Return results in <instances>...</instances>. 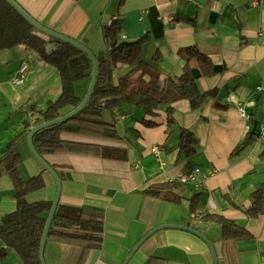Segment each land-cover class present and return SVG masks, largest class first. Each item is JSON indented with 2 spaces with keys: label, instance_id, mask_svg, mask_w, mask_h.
<instances>
[{
  "label": "crops",
  "instance_id": "crops-1",
  "mask_svg": "<svg viewBox=\"0 0 264 264\" xmlns=\"http://www.w3.org/2000/svg\"><path fill=\"white\" fill-rule=\"evenodd\" d=\"M16 1L44 25L84 41L96 55L109 49L104 26L120 19L121 39L144 38L148 59L159 53L160 83L168 75L182 73L185 60L178 53L182 46L197 45L214 70L205 75L198 59L190 60L199 88L209 95L198 108H192L189 99L175 101L172 125L167 124V112L162 108L156 117L158 124L146 126L140 122L143 111L125 103L114 134L105 131V123L86 119L79 132L64 134L66 139L124 149L113 156L65 148L41 154L61 177V204L104 211L100 248L48 239L47 243L53 242L48 264H122L136 243L162 224H189L207 235L219 264H264V212L257 217L246 214L253 203L252 193L264 181V139L256 135L251 144L235 151L251 131L257 133L264 120V0ZM23 61L29 63L28 73L22 84H16L11 79ZM127 70L120 65L114 73L117 76ZM61 90L58 69L35 51L23 44L0 51V158L7 142L24 129L30 110L44 108ZM240 107L248 118L240 115ZM71 109L67 106L61 112ZM103 119L113 122L109 111L104 112ZM181 127L197 138L196 150L190 155L180 151ZM20 150L22 170L29 176L42 174L45 180V187L32 192L29 199L53 200L56 180L31 152L28 135L21 138ZM195 168L202 170L195 180L179 179ZM172 180L187 183L180 202L144 193L148 185ZM194 187L203 191L197 212L190 209ZM13 195L12 179L3 172L0 215L16 209ZM206 212L236 220L253 237L223 239L219 224L202 218ZM10 253L15 263L22 264L11 248L6 258ZM77 256L81 261L74 262ZM127 264L215 261L209 244L199 235L183 228H163L149 236Z\"/></svg>",
  "mask_w": 264,
  "mask_h": 264
},
{
  "label": "trees",
  "instance_id": "trees-1",
  "mask_svg": "<svg viewBox=\"0 0 264 264\" xmlns=\"http://www.w3.org/2000/svg\"><path fill=\"white\" fill-rule=\"evenodd\" d=\"M122 25L120 19H112L104 26V34L109 49L97 54L98 77L93 94L87 105L75 116L45 128L34 134V144L40 154L52 152L58 148L81 152L99 151L103 156H113L116 151L124 149L102 145L95 142L66 139L65 133L79 132L83 121L105 123L107 133H115V123L120 117L123 104H133L140 108L144 115L140 122L146 126L158 124L156 117L162 108L167 112V124L174 122L173 103L179 99H189L192 108H198L209 92H203L196 81L192 58L199 61L205 75L213 74L210 60L197 45L180 47L178 53L185 60L179 76L168 75L159 82L161 69L159 53L149 59L145 57L143 39H121ZM49 40L44 33L30 24L6 0H0V51L19 44L35 51L48 63L55 66L62 80V90L58 97L43 108L34 107L24 122V129L9 140L0 158V175L7 172L14 185L16 209L0 217V239L4 246L0 248V262L8 255V249L17 253L22 264H41L39 249L44 228L52 207V199L30 200L29 195L45 187L42 174L23 176L20 169L23 157L20 150L21 138L26 137L33 126L59 117L61 110L67 106L76 107L82 100L92 74V61L87 53L79 47L65 42L51 53L46 51ZM120 65L128 67L123 74L114 73ZM105 111L113 116V122L103 119ZM251 131L246 140L235 151L238 152L256 139L258 134ZM257 135V136H256ZM197 138L184 127L180 128L179 147L186 155L196 150ZM119 157V155H118ZM187 183L179 180L165 181L148 185L144 189L147 195L161 196L180 202ZM175 189L174 191H170ZM201 189L194 187L190 198V209L197 212L202 205ZM172 195V196H170ZM253 203L246 209L248 217H257L264 212V181L252 193ZM201 208V207H200ZM202 218L219 224L221 236L225 240H247L252 233L241 223L219 213L206 212ZM104 237V211L97 207L65 206L59 202L55 212L48 239L62 240L88 248H100Z\"/></svg>",
  "mask_w": 264,
  "mask_h": 264
},
{
  "label": "water",
  "instance_id": "water-1",
  "mask_svg": "<svg viewBox=\"0 0 264 264\" xmlns=\"http://www.w3.org/2000/svg\"><path fill=\"white\" fill-rule=\"evenodd\" d=\"M6 1L9 4H11L36 29H38L42 33H44V34H46L52 38L51 40H48L45 44L47 53H51L53 50L58 49L62 44L67 42V43H70V44H73V45L79 47L85 53H87L88 56L90 57L91 61H92V66H93L89 86H88L87 91H86L84 97L82 98L81 102L76 107L72 108L70 111H68L66 113H63L59 117H56L54 119L47 120V121H44L38 125H35L30 130V132L28 134V145H29L31 152L38 159V161L44 166V168L47 169L53 175V177L56 180V185H57L56 194H55V197L53 199L52 207H51V210H50V213H49V216H48L45 228H44V232H43L41 244H40V249H39V258H40L41 264H47L46 259H45V248H46V244L48 241L49 229L51 227L55 212H56L58 204H59V199H60L61 189H62V180H61V177L58 174V172L54 169V167L38 152V150L34 144V134H35V132H37L38 130H40L42 128H45L47 126H50V125H53L56 123L63 122L65 120L75 116L77 113H79L87 105V103L89 102V100L93 94L94 88H95L96 83H97L98 60H97L96 54L87 46V44L84 41H80V40L75 39L71 36H68L66 34L55 31L54 29L44 25L43 23L38 21L36 18H34L28 11H26L25 8L20 3H18L16 0H6ZM163 228H183V229L189 230V231L199 235L209 244L210 249L213 253L215 264H219L217 251H216V248H215L213 242L207 237V235H205L204 233H202L201 231L197 230L194 227H190L189 224H187V225H184V224H162V225H158V226L154 227L136 243V245L132 248V250L127 255L125 260L122 262V264H127V262L130 260L131 256L138 249V247L149 236H151L153 233H155L156 231L163 229Z\"/></svg>",
  "mask_w": 264,
  "mask_h": 264
},
{
  "label": "built area",
  "instance_id": "built-area-1",
  "mask_svg": "<svg viewBox=\"0 0 264 264\" xmlns=\"http://www.w3.org/2000/svg\"><path fill=\"white\" fill-rule=\"evenodd\" d=\"M28 67L29 63L27 61H23L18 68V70L15 72V74L12 76L11 81H13L16 84H22L25 81L26 75L28 73ZM240 115L244 118H248L249 114L245 111L243 107L239 108ZM258 137L264 139V120L263 124L259 126V129L257 130ZM202 170L200 168H195L190 173H185L183 175H180L179 179L181 181L187 182V181H193L196 179L197 175L201 174Z\"/></svg>",
  "mask_w": 264,
  "mask_h": 264
},
{
  "label": "rangeland",
  "instance_id": "rangeland-1",
  "mask_svg": "<svg viewBox=\"0 0 264 264\" xmlns=\"http://www.w3.org/2000/svg\"><path fill=\"white\" fill-rule=\"evenodd\" d=\"M145 57H147V56H145ZM127 69H128V67H126ZM20 169H21V171H22V174H23V176H26V177H28L29 175H27V173H26V171L24 170H22V166L20 167ZM0 217H1V215H0ZM219 228H220V226L219 225H217ZM49 243V244H48ZM47 244H48V246H47V244H46V248H47V256L45 257V259H46V262H47V260H48V258H49V255H48V252L49 251H51V247H52V244H53V242H51V241H49ZM46 248H45V253H46ZM7 260H3V261H1L0 262V264H19L18 262H16L15 263V261L14 260H16V258H15V256L13 255V254H9V256H8V258H6ZM73 261V258H71L69 261ZM219 260V259H218ZM17 261V260H16ZM79 261H81V257L80 256H77L76 257V259H75V261L74 262H79ZM47 264H48V262H47Z\"/></svg>",
  "mask_w": 264,
  "mask_h": 264
}]
</instances>
